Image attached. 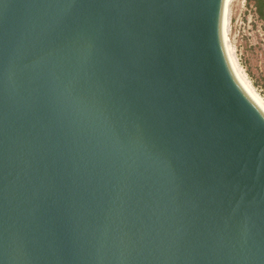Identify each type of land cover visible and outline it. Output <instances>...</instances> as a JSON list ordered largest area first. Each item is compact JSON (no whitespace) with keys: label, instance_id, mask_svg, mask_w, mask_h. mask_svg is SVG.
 Here are the masks:
<instances>
[{"label":"water","instance_id":"obj_1","mask_svg":"<svg viewBox=\"0 0 264 264\" xmlns=\"http://www.w3.org/2000/svg\"><path fill=\"white\" fill-rule=\"evenodd\" d=\"M228 2L0 0V264H264Z\"/></svg>","mask_w":264,"mask_h":264},{"label":"rangeland","instance_id":"obj_2","mask_svg":"<svg viewBox=\"0 0 264 264\" xmlns=\"http://www.w3.org/2000/svg\"><path fill=\"white\" fill-rule=\"evenodd\" d=\"M228 23L234 56L264 97V21L257 17L251 0H234Z\"/></svg>","mask_w":264,"mask_h":264},{"label":"bare ground","instance_id":"obj_3","mask_svg":"<svg viewBox=\"0 0 264 264\" xmlns=\"http://www.w3.org/2000/svg\"><path fill=\"white\" fill-rule=\"evenodd\" d=\"M234 0H229L224 16V24H223V43L224 48L229 60L231 67L233 68L235 74L242 82V84L249 90V92L261 103L264 107V97L256 90L255 86L252 84L251 80L247 76L246 72L238 63L236 57L234 56V49L230 42L229 34H228V19L231 10V6Z\"/></svg>","mask_w":264,"mask_h":264},{"label":"trees","instance_id":"obj_4","mask_svg":"<svg viewBox=\"0 0 264 264\" xmlns=\"http://www.w3.org/2000/svg\"><path fill=\"white\" fill-rule=\"evenodd\" d=\"M257 17L264 21V0H251Z\"/></svg>","mask_w":264,"mask_h":264}]
</instances>
